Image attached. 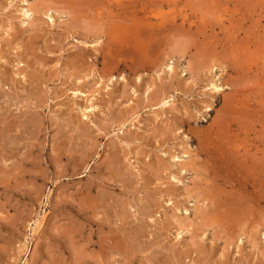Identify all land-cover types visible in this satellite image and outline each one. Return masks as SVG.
Instances as JSON below:
<instances>
[{
	"label": "rangeland",
	"instance_id": "obj_1",
	"mask_svg": "<svg viewBox=\"0 0 264 264\" xmlns=\"http://www.w3.org/2000/svg\"><path fill=\"white\" fill-rule=\"evenodd\" d=\"M263 39L264 0H0V264H264Z\"/></svg>",
	"mask_w": 264,
	"mask_h": 264
},
{
	"label": "bare ground",
	"instance_id": "obj_2",
	"mask_svg": "<svg viewBox=\"0 0 264 264\" xmlns=\"http://www.w3.org/2000/svg\"><path fill=\"white\" fill-rule=\"evenodd\" d=\"M164 1H165V0H164ZM153 2H154V1H153ZM160 2H161V1H160ZM150 3H151V2H150ZM170 3H171V2H170ZM146 14H147V13H146ZM219 14H220V13H219ZM28 15H29V14H28ZM235 20H236V19H235ZM140 21H141V20H140ZM242 30H243V29H242ZM238 31H239V30H238ZM189 33H190V32H189ZM263 40H264V39H263ZM192 41H193V40H192ZM236 42H237V41H236ZM263 42H264V41H263ZM239 44H240V43H239ZM233 45H235V44L233 43ZM240 45H241V44H240ZM256 45H257V44H256ZM221 46H223V45H221ZM236 46H237V45H236ZM236 46H235V47H236ZM223 49H225V47H224ZM229 49H230V47H229ZM237 50H238V49H237ZM228 51H229V50H228ZM230 51H231V52H234V54H236L235 51H234L232 48H231ZM238 52H239V51H238ZM224 53H225V52H224ZM228 53H229V52H228ZM230 54H231V53H230ZM234 54H233V57H232V58H236ZM243 54H244V53H243ZM236 55H238V54H236ZM260 55H261V54H260ZM230 56H232V54H231ZM230 56H229V57H230ZM222 57H223V56H222ZM237 57H238V56H237ZM224 58H225V57H224ZM226 58H227V57H226ZM238 58H239V57H238ZM227 60H228V59H226L225 61L227 62ZM237 60H238V59H237ZM225 61H224V62H225ZM231 61H233V60H231ZM238 61H240V60H238ZM239 63H240V62H239ZM239 63H238V64H239ZM226 64H227V63H226ZM226 64H225V65H226ZM230 64L233 65L234 63L232 64V63L230 62ZM226 66H227V65H226ZM229 66H230V65H229ZM239 66H240V65H239ZM233 68H234V66H233ZM134 69H135V68H134ZM252 74H253V73H252ZM257 74H258V73H257ZM242 76H243V74H242ZM247 76H248V75H247ZM254 77H255V76H254ZM240 79H241V78H240ZM240 79H239V80H240ZM235 81H236V80H235ZM233 82H234V80H233ZM236 83H237V82H236ZM236 83H232V84H236ZM229 84H230V83H229ZM244 86H245V85H244ZM236 92H237V90H236ZM234 97H235V96H234ZM230 99H231V98H230ZM234 99H236V98H234ZM228 100H229V99H228ZM235 101H236V100H235ZM237 101H238V100H237ZM224 102H225V101H224ZM226 102H227V101H226ZM231 102H232V101H231ZM231 102L229 101V104H230ZM238 102H239V101H238ZM232 103H233V102H232ZM239 103H240V102H239ZM234 104H235V103H234ZM234 104H233V105H234ZM240 104H241V103H240ZM235 105H236V104H235ZM223 106H225V105H223ZM242 106H243V105H242ZM226 107H227V106H226ZM228 107H230V106H228ZM233 107H234V106H233ZM239 107H240V106H239ZM250 107H251V106H250ZM252 107H253V106H252ZM242 108H243V107H242ZM226 109L229 111L228 108H226ZM239 109H240V108H238V110H239ZM223 110H224V109H223ZM252 111H253V110H252ZM260 111H261V110H260ZM227 113H228V112H227ZM240 113H241V112H240ZM255 113H257V112H255ZM222 114H224V113H222ZM231 114H232V113H231ZM246 114H247V113H246ZM226 116H227V115H226ZM247 116H248V114H247ZM252 116H254V115H252ZM227 117H228V116H227ZM224 119H225V118H224ZM225 120H226V119H225ZM225 120H224V121H225ZM220 121H221V120H220ZM222 122H223V120H222ZM254 122H255V121H254ZM246 123H247V122H246ZM221 125H222V124H221ZM238 125H239V124H238ZM241 126H242V125H241ZM221 127H222V126H221ZM222 128H223V127H222ZM222 128H221V129H222ZM219 130H220V129H219ZM262 130H263V129H262ZM218 135H220V133H218ZM218 135H216V136H218ZM219 138H220V137H219ZM233 138H234V137H233ZM237 138H238V137H237ZM263 140H264V139H263ZM223 142H224V141H223ZM211 144H212V143H211ZM232 146H233V145H232ZM239 153H240V152H239ZM208 154H209V153H208ZM236 155H237V154H236ZM247 157H248V156H247ZM257 167H258V166H257ZM230 170H231V169H230ZM233 174H234V173H233ZM236 174H237V173H236ZM260 174H261V173H260ZM260 174H259V175H260ZM229 179H230V178H229ZM236 182H237V181H236ZM225 184H226V183H225ZM232 184H233V183H232ZM232 186H233V185H232ZM236 187H237V186H236ZM244 187H245V186H244ZM234 188H235V187H234ZM234 188H233V189H234ZM238 189H239V188H238ZM241 190H242V189H241ZM214 192H215V190H214ZM240 194H241V193H240ZM249 195H250V194H249ZM251 201H252V200H251ZM222 206H223V205H222ZM236 207H237V206H236ZM228 211H229V210H228ZM247 212H248V211H247ZM219 216H220V214H219ZM220 217H221V216H220ZM262 217H263V216H262ZM214 218H215V217H214ZM223 220H224V219H223ZM260 221H261V220H260ZM211 222H212V221H211ZM236 222H237V221H236ZM225 225H226V224H225ZM241 226H242V225H241ZM251 230H252V229H251ZM109 242H110V241H109Z\"/></svg>",
	"mask_w": 264,
	"mask_h": 264
}]
</instances>
